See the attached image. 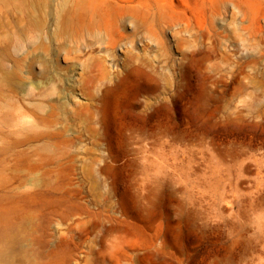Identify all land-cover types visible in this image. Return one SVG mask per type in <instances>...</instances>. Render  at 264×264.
Segmentation results:
<instances>
[{"label": "rangeland", "instance_id": "1", "mask_svg": "<svg viewBox=\"0 0 264 264\" xmlns=\"http://www.w3.org/2000/svg\"><path fill=\"white\" fill-rule=\"evenodd\" d=\"M82 1L0 0V264H264V0Z\"/></svg>", "mask_w": 264, "mask_h": 264}, {"label": "bare ground", "instance_id": "2", "mask_svg": "<svg viewBox=\"0 0 264 264\" xmlns=\"http://www.w3.org/2000/svg\"><path fill=\"white\" fill-rule=\"evenodd\" d=\"M82 2L84 3H81L78 6L80 9L86 11L89 16L97 14L98 11L96 10V5L93 4L91 0H83ZM191 54L193 55V53Z\"/></svg>", "mask_w": 264, "mask_h": 264}]
</instances>
